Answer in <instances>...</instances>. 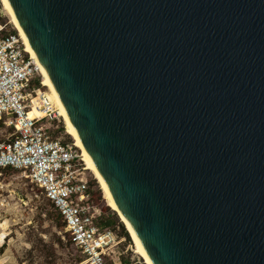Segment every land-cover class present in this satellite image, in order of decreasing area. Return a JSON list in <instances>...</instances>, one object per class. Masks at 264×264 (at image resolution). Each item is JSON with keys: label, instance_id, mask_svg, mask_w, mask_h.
<instances>
[{"label": "water", "instance_id": "water-1", "mask_svg": "<svg viewBox=\"0 0 264 264\" xmlns=\"http://www.w3.org/2000/svg\"><path fill=\"white\" fill-rule=\"evenodd\" d=\"M153 264H264V0H8Z\"/></svg>", "mask_w": 264, "mask_h": 264}, {"label": "built area", "instance_id": "built-area-1", "mask_svg": "<svg viewBox=\"0 0 264 264\" xmlns=\"http://www.w3.org/2000/svg\"><path fill=\"white\" fill-rule=\"evenodd\" d=\"M17 35L0 34L1 124L11 131L0 139V170L27 173L32 184L57 210L86 264H108L117 237L99 225L86 179L83 157L71 143L53 139L43 121L41 89L33 87L40 68L27 56ZM35 114L34 118L30 113Z\"/></svg>", "mask_w": 264, "mask_h": 264}, {"label": "rangeland", "instance_id": "rangeland-1", "mask_svg": "<svg viewBox=\"0 0 264 264\" xmlns=\"http://www.w3.org/2000/svg\"><path fill=\"white\" fill-rule=\"evenodd\" d=\"M0 34L20 37L3 0H0ZM21 42L23 43L22 39ZM25 48L27 49L26 46ZM27 56L32 58L33 55L27 51ZM35 83L41 85V93L45 95L42 116L50 113L43 121L47 132L53 139L74 144L83 157V151L68 133L59 105L49 88L44 85L42 71L36 76ZM1 127L0 139H5L11 131L4 124ZM81 164L87 169L86 179L94 206L101 213L99 225L102 230L112 232L117 237L114 248L107 257L108 264H147L138 244L111 206L104 188L95 173L88 168L84 157ZM102 208H109L110 211H102ZM113 212L118 215L129 237L123 236L121 226L107 227ZM64 225L60 214L32 184L27 173L14 169L0 170V264H86Z\"/></svg>", "mask_w": 264, "mask_h": 264}, {"label": "bare ground", "instance_id": "bare-ground-1", "mask_svg": "<svg viewBox=\"0 0 264 264\" xmlns=\"http://www.w3.org/2000/svg\"><path fill=\"white\" fill-rule=\"evenodd\" d=\"M7 9V13L10 16V19L12 20V23L14 24V26L18 29V31L20 32V37L23 40L24 45L27 47L26 52L29 51L33 56H32V60H34V62L38 65V67L40 68V70L42 71V74L44 75V85L47 86L49 88V90L51 91L53 97L55 98L56 103L59 105L64 119H65V123L67 126V130L68 133L74 138V140L76 141V145L77 147H79L82 151H83V157L85 159V162L88 165V168L90 170H92L97 179L99 180L100 184L102 185V187L104 188L111 206L114 208V210L116 211L117 214H119L122 222L125 224L126 228L128 229V231L130 232V234L132 235V237L134 238V240L136 241V243L139 246V251L141 253V255L143 256V258L145 259V261L147 262V264H153L150 257L148 256L144 246L141 244V242H139V239L137 238L133 228L131 227V225L127 222V220L125 219V217L121 214L119 207L114 199V196L111 192V190L109 189V187L107 186V184L105 183V181L103 180V178L101 177L96 164L94 163L93 159L91 158V156L89 155L88 151L86 150L82 140L80 139L74 125L72 124L67 111L64 107V105L62 103L59 102V98H58V94L55 91L54 87L52 86V83L47 75V73L45 72L39 58L37 57V54L35 53L33 47L31 46L25 32L23 31L17 17L15 16V13L13 11V9L11 8L8 0H3ZM34 57V58H33ZM30 117L34 118L35 114L33 112L30 113Z\"/></svg>", "mask_w": 264, "mask_h": 264}, {"label": "trees", "instance_id": "trees-1", "mask_svg": "<svg viewBox=\"0 0 264 264\" xmlns=\"http://www.w3.org/2000/svg\"><path fill=\"white\" fill-rule=\"evenodd\" d=\"M33 87L36 88V89H42V87H41V85L39 83H34ZM101 210L102 211L105 210L106 212L110 211L109 208H105V209L102 208ZM118 226H121L123 228V236L129 237L128 233L124 230V226L120 223L118 215L115 212H113V217L111 218V220H110L109 224L107 225V227L118 228Z\"/></svg>", "mask_w": 264, "mask_h": 264}]
</instances>
